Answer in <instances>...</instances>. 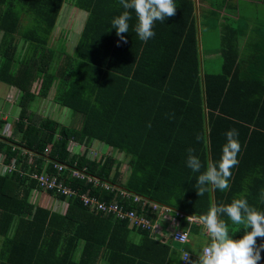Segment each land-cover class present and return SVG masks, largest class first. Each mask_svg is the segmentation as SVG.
<instances>
[{"label":"trees","instance_id":"obj_1","mask_svg":"<svg viewBox=\"0 0 264 264\" xmlns=\"http://www.w3.org/2000/svg\"><path fill=\"white\" fill-rule=\"evenodd\" d=\"M67 1L88 12L71 52L63 39L55 46L50 43ZM230 1L211 0L214 24L223 22L222 60L218 69L207 72L195 0H174L176 14L156 21L155 36L146 43L135 33V11L128 10L127 43L119 45L111 25L125 11L119 0H0V81L20 90L21 108L12 136L0 140L6 162L16 158L24 172L45 168L51 174L57 172L55 163L76 164L102 181L195 218L206 214L213 202L228 204L241 197L264 212V27L252 24L246 8ZM224 7L230 15L220 13ZM249 31L261 39L253 53L244 42ZM242 66L253 74L243 77ZM52 88L56 103L82 115L81 126L35 114L31 105L47 98ZM229 129L238 130L241 144L230 187L222 192L208 186L199 196V173L187 167L186 150L195 149L203 172L209 160L219 161ZM71 140L88 145L99 140L123 152L130 166L126 180L120 160L112 155L93 159L88 150L72 152ZM45 159L50 160L46 167ZM68 173L63 175L66 184L78 193L115 199V192L87 179L68 178ZM36 186L19 171L0 174V264H99L103 257L107 264H166L169 241L91 211L79 196L47 191L66 200V212L37 205L30 201ZM116 200L151 219L156 216L149 202L146 210L141 203ZM229 227L233 239L245 234L240 226Z\"/></svg>","mask_w":264,"mask_h":264},{"label":"clouds","instance_id":"obj_2","mask_svg":"<svg viewBox=\"0 0 264 264\" xmlns=\"http://www.w3.org/2000/svg\"><path fill=\"white\" fill-rule=\"evenodd\" d=\"M125 9L111 21L112 28L120 42L127 43L125 33L129 32L131 19L128 10H134L137 17L135 33L143 42L155 36L153 30L156 21L164 22L166 18L176 14L174 0H119ZM150 127V125H149ZM226 142L222 146V153L218 162L209 160L206 169L201 172L200 158L195 155V149L189 147L186 164L196 177V189L199 196L209 190L208 186L220 191H227L230 187L231 169L238 165V154L241 144L236 129H229L226 133ZM201 139L197 135V140ZM261 202L264 203V189L260 193ZM226 217V219H225ZM190 217L188 220L190 222ZM199 222L206 229L211 243L199 252L198 264H259L264 252V243L257 244V239H264V212L251 206L246 198H234L228 204L213 202L206 214L199 217ZM229 224L240 226L245 234L240 239H233ZM250 229V230H249ZM188 256L181 257L187 259Z\"/></svg>","mask_w":264,"mask_h":264},{"label":"rangeland","instance_id":"obj_3","mask_svg":"<svg viewBox=\"0 0 264 264\" xmlns=\"http://www.w3.org/2000/svg\"><path fill=\"white\" fill-rule=\"evenodd\" d=\"M206 1L210 5L211 0H206ZM235 4L237 5V1L235 2ZM239 4L246 8L250 7V9H244L245 11L246 10L248 11L246 14H248L249 17H254L257 11H261L264 9V5L260 6L258 3H252V0L250 1L240 0ZM74 8L80 9L75 6ZM63 10L61 9L62 12ZM75 12H76V15H72L68 20L61 19V21L58 24V28L55 29L52 35V39L50 42L51 45L55 46L58 44L57 42L60 39H63L64 42L66 43V50L71 52L74 45L77 43L78 39L80 38V34L83 29V24L85 22L84 19H86L87 17L86 11H85L86 15L79 12L78 10H75ZM233 18H235V16H233ZM81 20L82 21L84 20V21L82 22L81 26H79L80 25L79 22ZM201 21H202L200 25V41H201V49H202L201 58L204 59V62L207 64V66L211 63L212 65L216 66L218 62H220L218 60H222V57L220 56V54H221V48H222V42H221V35H222L221 26L222 25L221 24L223 22L219 21V24L215 25L214 23L216 21V16L214 13H211V12L210 13L208 12L206 17L202 16ZM223 21H224V18H223ZM1 35H2V32H0V37ZM244 42L247 43L245 46L250 45L249 52L253 53V49H255V46L258 47L260 45V37L257 35L255 31H249V33H247V36L245 37ZM243 51L244 49H242V52ZM1 83L3 82L0 81V84ZM39 84H40L39 82L34 84L35 91L39 90ZM0 92H1L0 109L5 108L7 110H10V117L13 121L18 117V114H19L18 104L8 102L6 100V95H5L6 93L3 92V90ZM52 92H53V96L51 95ZM54 93H55V89H52L47 98H43L41 100L38 99L31 105L32 110L33 111L36 110L35 114L42 118L50 117V118H53L54 120L56 119V121L60 124L73 126V127L81 126L82 115L80 113H75L68 107H63L60 104L56 103L55 101H52L51 98L54 97ZM16 102H18L17 98H16ZM12 126L13 128L15 127L14 124L11 125V128ZM92 142H94V147L93 148L91 147L92 149L88 151L89 156L91 158H96V159H99L101 156H106V155L114 156L121 162L122 180H125L127 176L129 175L130 166L128 163V159L126 157L124 158V153H119L118 150L113 149L108 144L102 143L99 140L97 141L93 140ZM79 148L80 147L75 146L74 142H72V144L69 145V149L75 153L82 152L83 148L82 150H80ZM36 198H34V201H35V204L37 205L45 206L47 204H52L55 207H57L58 203H56L55 199H52V198L49 199L46 194H43V193L37 194ZM160 224H162V221H160ZM177 224H178V227H180L181 229L182 228L184 229V226L181 225L179 222H177ZM192 225H194L197 228L199 235L195 237L193 236V234H191L190 241H192V244L190 243V246L192 247L194 246L195 250L199 251V249L202 248L203 245L211 241V239L206 235V229L203 227V225L198 224V223H193ZM134 236H137V235H134ZM102 264H105V263L103 262Z\"/></svg>","mask_w":264,"mask_h":264},{"label":"built area","instance_id":"obj_4","mask_svg":"<svg viewBox=\"0 0 264 264\" xmlns=\"http://www.w3.org/2000/svg\"><path fill=\"white\" fill-rule=\"evenodd\" d=\"M2 128L3 126L1 127L0 121V140L1 137L4 136ZM72 142L73 140L70 141V145L72 144ZM50 148L51 145L48 147V149H46L47 153L50 151ZM24 152L27 153L26 150ZM46 166L47 165H45V167ZM54 167L57 169V172L55 174H51L45 168L42 171L33 170L24 172L20 170L16 158L12 159L11 162L8 163L6 162V155L0 152L1 175L19 171L20 174L28 176L30 180L35 181L37 184V189L53 191L54 194H61L66 196L67 198L79 196L84 205L89 210L110 214L118 220L127 221L131 228H141L142 230H149L150 235L154 238L165 240V238L168 237L180 245H185L190 242L189 232L178 227L177 222H180V220L182 219H185L189 222L188 217H190V223H193L197 220V218L186 215L183 212L175 210L168 205L151 202L138 194H133L121 187L118 188L106 181H102L96 176L87 173L86 168H77L76 164H74L73 167H68L64 163H55ZM67 170H69L68 178L74 177L77 179H87L89 182H92L94 186L99 187L102 190L115 192V196L121 200H132L136 204L141 203V205H139L141 209L148 210L145 204L146 202H149L152 211L156 213L155 218L151 219L147 215L139 213V208H127L125 205V201H123V204H121L116 200V197L112 201H106L101 199L97 195H92L89 193H78L75 189H72L68 184H66V180L63 175L66 174ZM66 204L68 205L67 202ZM160 221H162V224H160ZM183 256L188 257L187 259H182L181 264H188L190 253L184 250Z\"/></svg>","mask_w":264,"mask_h":264},{"label":"crops","instance_id":"obj_5","mask_svg":"<svg viewBox=\"0 0 264 264\" xmlns=\"http://www.w3.org/2000/svg\"><path fill=\"white\" fill-rule=\"evenodd\" d=\"M195 1H196L197 16H198V20H199V27H200V25L202 23L201 17L202 16L206 17V15L208 14V12L209 13L210 12L211 13H214V9H213L214 7H213V5H212L211 2H210V5H209V3L206 0H195ZM236 1H237V5L241 6L239 4V1L240 0H231L230 3H234L235 4ZM248 1H250V0H248ZM252 3H258L260 6L261 5H264V1L263 0H252ZM63 8H64V10H63ZM241 8H246V7L241 6ZM62 10H63V12L61 11L62 14L60 13V16L58 18L57 25H56L55 29L58 28V24L61 21V19L68 20L72 15H76L75 10H78L79 12H81V13H83V14L86 15L85 10L83 11L81 9L74 8V5L72 3H70V2H68V1L63 4ZM220 13L221 14H227V15H230L231 14V13H228V10L226 9V7H224V9L222 11H220ZM255 15H256L257 18L252 17V20H251L252 21V24L255 22L254 24H258V26H263L264 27V9L261 10V11H257L255 13ZM87 16H88V12H87ZM86 19H87V17H86ZM86 19H84L85 22H86ZM83 21L81 20L79 22L80 23L79 26H81V24H82ZM85 22H84V24H85ZM84 24H83V27H84ZM55 29H54V31H55ZM54 31H53V33H54ZM53 33H52V35H53ZM0 39H1V37H0ZM260 41H261V39H260ZM75 46H76V44L74 45V47ZM74 47H73V49L71 51L74 50ZM201 52H202V49H201ZM220 56H221V54H220ZM202 60H203V69L206 70L207 72H212V71H215L216 69L219 68L218 65L217 66H214V65H212V63L207 66V64L204 62V59L203 58H202ZM247 66H242V69L240 70L241 75L243 77H246L245 76L246 74H248V75L249 74L250 75L253 74L252 70H249V67H247ZM255 73L256 72H254V74ZM260 78H264V74ZM1 84H0V91L3 90V92L6 93L5 94L6 95V100L8 102L14 103V104L15 103L18 104L19 114H20L21 108H20V105H19V98H20V92H19V90L17 88L13 87V86H10L9 84L4 83V82L1 83ZM52 89H54V88H52ZM0 95H1V92H0ZM51 95L53 96V92L51 93ZM16 98L18 99V102H16ZM53 98L54 97L51 98L52 101H54ZM19 114H18V117L15 120L12 121V119L10 117V110H7L5 108L0 109V117H1L0 118V121L3 123L2 130H3V135L4 136H7V137H11L12 136L14 128L12 126V128H13L12 129L10 126L12 124H14V126H15L16 120L19 118ZM263 115H264V113L262 114V117H263ZM263 123H264V121H263ZM263 126H264V124H263ZM95 141H97V140H95ZM73 142L75 143V146L80 147L79 148L80 150H82V148H83L82 152H78V153H81V154L84 153L86 150L89 151L90 149H92L94 147V142H92L90 145H88L86 141L79 142V141L73 140ZM118 152L119 153H123V152H120V151H118ZM88 156H89V154H88ZM45 160H46L45 165H47L50 160L49 159H45ZM40 193L46 194L49 199L50 198L55 199L56 203H58L57 204V207H55L52 204H47L45 206L51 207L52 209L57 210V211H60V212H66V208H67L66 200H60L55 195H52L51 193H49L47 191H44V190H40V189L34 188L32 190L31 196H30V201H32V202L35 203L34 198H36V195L37 194H40ZM48 202H50V201H48ZM179 223L181 225H183L184 226V229L189 232V237H191V234H193V236H195V237L199 235L197 228L194 225H192L193 223L200 224L199 218H197V220L195 222H193V223H190V222H188L185 219L180 220ZM206 235L208 236L207 231H206ZM135 238H137V236H135ZM240 238H241V236H240ZM240 238H238V239H240ZM165 241H169L170 244H171V246H172L171 253H170V256H169L166 264H181V260H182L181 257L183 256V251L184 250H186V251H188L190 253V258H189L188 264H198L199 252L201 251V249L203 247H206V246H208L211 243V241H209L208 243H206L205 245H203V247L200 248L199 251H196L195 248H194V246L193 247L190 246V243L192 244V241H190L189 244L187 243L185 245H180V244L176 243L175 241H173L171 238H168V237L165 238ZM1 242H2V238H0V245H1ZM257 244L259 245V243H257ZM103 262L105 264H107V261H106V258L105 257H103V258H101L99 260V264H102Z\"/></svg>","mask_w":264,"mask_h":264}]
</instances>
